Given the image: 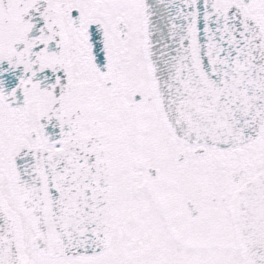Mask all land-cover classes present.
Listing matches in <instances>:
<instances>
[{"label":"snow or ice","instance_id":"obj_1","mask_svg":"<svg viewBox=\"0 0 264 264\" xmlns=\"http://www.w3.org/2000/svg\"><path fill=\"white\" fill-rule=\"evenodd\" d=\"M0 264H264V0H0Z\"/></svg>","mask_w":264,"mask_h":264}]
</instances>
